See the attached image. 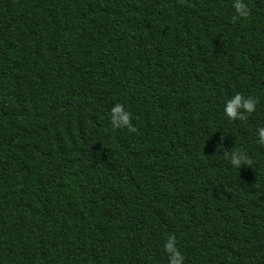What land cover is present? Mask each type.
<instances>
[{
	"label": "trees",
	"instance_id": "1",
	"mask_svg": "<svg viewBox=\"0 0 264 264\" xmlns=\"http://www.w3.org/2000/svg\"><path fill=\"white\" fill-rule=\"evenodd\" d=\"M240 2L0 0V264H167L169 234L183 264H264V0Z\"/></svg>",
	"mask_w": 264,
	"mask_h": 264
},
{
	"label": "clouds",
	"instance_id": "2",
	"mask_svg": "<svg viewBox=\"0 0 264 264\" xmlns=\"http://www.w3.org/2000/svg\"><path fill=\"white\" fill-rule=\"evenodd\" d=\"M235 10L241 16L246 14L245 6L236 0ZM256 101L251 96H244L239 92L225 98L223 105V114L229 120H241L246 115L255 111ZM108 119L113 128H127L129 132H134L135 126L130 122V113L121 103H114L108 110ZM257 143L264 146V126L258 125L256 128ZM225 158L231 166L240 168L241 165H250L248 157L241 150L232 149L224 153ZM163 250L167 254V264H183L184 255L177 246L174 235L169 234L163 243Z\"/></svg>",
	"mask_w": 264,
	"mask_h": 264
}]
</instances>
